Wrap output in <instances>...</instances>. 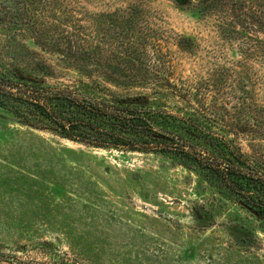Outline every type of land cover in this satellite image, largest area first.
Listing matches in <instances>:
<instances>
[{
    "label": "rangeland",
    "instance_id": "obj_1",
    "mask_svg": "<svg viewBox=\"0 0 264 264\" xmlns=\"http://www.w3.org/2000/svg\"><path fill=\"white\" fill-rule=\"evenodd\" d=\"M4 1L1 67L52 86L87 75L56 46L42 49L30 34L12 30L15 10L4 11ZM66 1L82 25L95 27L106 53L108 42L127 41L135 29L141 33L135 42L155 40L151 53L160 49L174 93L185 102L168 87L164 95L119 87L101 76L110 72L105 67L93 78L115 93L145 96L144 106L181 113L188 105L216 126L215 133L232 137L226 133L231 128L244 155L264 161V130L238 133L246 115L238 100L245 78L236 42L225 45L213 19L197 20L190 0ZM133 2H144L135 15ZM256 95L264 106V92ZM42 241L78 264H264V220L220 197L195 171L161 154L72 143L0 110V251Z\"/></svg>",
    "mask_w": 264,
    "mask_h": 264
},
{
    "label": "trees",
    "instance_id": "obj_2",
    "mask_svg": "<svg viewBox=\"0 0 264 264\" xmlns=\"http://www.w3.org/2000/svg\"><path fill=\"white\" fill-rule=\"evenodd\" d=\"M194 2L196 5H191V0L186 5L191 6L190 13L197 20L199 16L213 19L225 45L231 47L233 40L236 42L245 78L239 85L244 96L238 100L246 115L245 119L241 116L243 123L238 133L258 134L264 130V106L258 105L256 95L257 89L260 94L264 92V0ZM143 4L130 3L134 15ZM69 5L66 0L2 3L4 11L15 10V14L11 13L12 30L30 34L42 49L56 46L87 75L68 85L52 86L27 81L0 65V110L24 126L86 147L169 156L200 175L220 197L264 220V161L244 155L231 128L226 133L232 137L220 135L213 131L216 126L205 115L188 105L181 113L144 106L140 101L145 96L115 93L91 76L105 67L110 72L101 76L119 87L151 90L152 95H164L163 87H168L173 90L170 96L184 101L183 95L174 93L169 62L159 48L151 53L155 40L137 42L136 36L141 33L135 29L127 41L108 42L110 50L106 53L100 47L102 42H97L95 27L82 25ZM139 20L137 17L135 21ZM128 23L131 31L135 24L130 17ZM107 28V32L111 31V27ZM88 67L96 70L88 71ZM36 68L49 75L45 64L38 63ZM0 264L78 263L52 242L42 241L14 251H0Z\"/></svg>",
    "mask_w": 264,
    "mask_h": 264
}]
</instances>
